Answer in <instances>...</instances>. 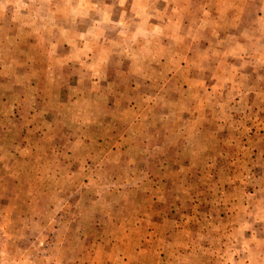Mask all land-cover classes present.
<instances>
[{
  "label": "clouds",
  "instance_id": "obj_1",
  "mask_svg": "<svg viewBox=\"0 0 264 264\" xmlns=\"http://www.w3.org/2000/svg\"><path fill=\"white\" fill-rule=\"evenodd\" d=\"M0 264H264V0H0Z\"/></svg>",
  "mask_w": 264,
  "mask_h": 264
}]
</instances>
